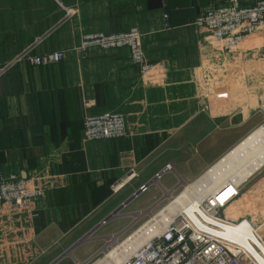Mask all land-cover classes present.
<instances>
[{
  "label": "crops",
  "instance_id": "1",
  "mask_svg": "<svg viewBox=\"0 0 264 264\" xmlns=\"http://www.w3.org/2000/svg\"><path fill=\"white\" fill-rule=\"evenodd\" d=\"M225 1L0 0V67L36 40L32 56L64 53L49 66L19 61L0 77V176L32 179L42 191L29 209L0 207V264H74L65 256L72 247L84 261L82 237L141 187L149 186L128 214L196 181L264 129V43L215 53L193 25ZM131 29L144 60L165 67L161 80L138 82L127 49L77 53L84 36ZM104 114L124 117L126 137L85 141V118ZM240 190L264 204V166Z\"/></svg>",
  "mask_w": 264,
  "mask_h": 264
},
{
  "label": "built area",
  "instance_id": "2",
  "mask_svg": "<svg viewBox=\"0 0 264 264\" xmlns=\"http://www.w3.org/2000/svg\"><path fill=\"white\" fill-rule=\"evenodd\" d=\"M63 10L66 18L73 13V10ZM193 25L204 31L201 36L202 47L212 52L233 55L248 49H260L264 43L261 40L264 37V1L255 0L252 4H242L240 0H226L224 5L199 15ZM39 41L36 40L20 53L13 63L0 67V77L12 64L19 61H27L36 67L63 61L62 51L32 56L31 49ZM141 47L140 32L138 29H131L118 34L84 36L77 53L85 54L92 48L103 51L127 49L131 62L139 69L138 82L147 85L154 79L161 80L166 74L165 67L161 63H147ZM201 106L206 108L202 102ZM83 136L87 142L124 138L125 119L121 115L111 114L87 117L84 120ZM170 168L168 165L163 172ZM159 179L160 175L157 174L154 181ZM122 186L123 183L113 185V193H117ZM148 187H141L140 193L146 192ZM176 190L175 187L170 193L173 194ZM239 194L238 188L237 194L223 204L217 202L216 197L190 213L174 215L156 236L148 234V227L153 225L149 219L124 241L126 247H119L124 242L118 247L106 246L88 260L107 258L111 264H264V235L260 234L264 225H259V221L252 217L250 220L244 216L232 219L225 215V211L237 200ZM41 196L42 191L32 179H23L19 175L0 176V207L26 210ZM171 198L172 195L169 196ZM258 206L263 212L264 205ZM257 222L259 226L256 225ZM242 224H246L247 228L243 237L233 239L227 234L235 225ZM144 236L147 237L139 241ZM135 241L137 243L132 247ZM108 244L111 245L110 242ZM115 258L116 261H113Z\"/></svg>",
  "mask_w": 264,
  "mask_h": 264
},
{
  "label": "bare ground",
  "instance_id": "3",
  "mask_svg": "<svg viewBox=\"0 0 264 264\" xmlns=\"http://www.w3.org/2000/svg\"><path fill=\"white\" fill-rule=\"evenodd\" d=\"M263 166L264 129L258 128L210 170L196 181L183 187V189L175 197L170 199L164 207L155 215H152L150 220H152L153 225L148 227V234L151 236V233H153L155 234L153 236H156V234L162 231L164 225L169 221V218L171 219L174 215L180 213H190L191 210L197 209L210 199L214 200L218 197L216 201L221 204L230 200L231 197L237 194V189ZM234 203H236V201ZM234 203L225 211L227 217L237 219L240 216L248 214L252 218L257 219L259 225H264V213L257 207L247 206L245 210L236 208L230 209ZM246 231V224L235 225L233 229L227 231V234L233 239H240L245 235ZM146 237L147 236L142 237L139 241ZM136 243L135 241L132 247H134ZM118 246L119 245L114 242L113 247ZM119 247H126L125 242ZM130 251L131 250H128V252ZM113 261H116V258ZM93 264L111 263L107 258H99Z\"/></svg>",
  "mask_w": 264,
  "mask_h": 264
},
{
  "label": "rangeland",
  "instance_id": "4",
  "mask_svg": "<svg viewBox=\"0 0 264 264\" xmlns=\"http://www.w3.org/2000/svg\"><path fill=\"white\" fill-rule=\"evenodd\" d=\"M241 186L239 187V189H241ZM181 190L182 189L180 190L178 189L173 194L169 193L168 196L164 197L163 200H160L158 204H155L154 206L149 208V210L144 211V212H139V215L137 213L128 214L130 213L129 212L130 209L124 208L117 216H115L109 222H107L104 226L99 228L95 233H93L90 236H86L85 238L82 237L81 240L83 241H81V243H84V245L87 246V247H82L83 251L86 252L87 254L85 257L86 259L84 261L77 262L75 260L74 254H73L74 250L71 251L70 249H68V251H66L65 253V256L67 257V259L72 260L74 264H92L97 259L93 261L88 260V259L95 252H98L101 249H105L106 246L113 247L114 242L118 245L123 243V241H125L127 238H129V236L132 235V232L134 233L139 227H141V225H144L146 222H148V220L150 219L152 215H155L162 207H164L167 204L170 195L175 197ZM141 197L139 199H141ZM250 199L251 201L244 200L242 198V194L240 190V194L236 200V203H234V205L230 209L236 208L239 210H245L247 206H257L258 209L260 210L261 207H259L258 205H264L263 198L261 196L251 197ZM237 212H240V211H237ZM263 213H264V210H263ZM244 217L249 218V220L251 219V216L248 214H245ZM256 225H258V222L256 223ZM260 234L264 235V226L261 228ZM108 242H110L111 245L108 244Z\"/></svg>",
  "mask_w": 264,
  "mask_h": 264
},
{
  "label": "water",
  "instance_id": "5",
  "mask_svg": "<svg viewBox=\"0 0 264 264\" xmlns=\"http://www.w3.org/2000/svg\"><path fill=\"white\" fill-rule=\"evenodd\" d=\"M140 194V191L134 193L127 201H125L124 203H122L120 205V207L114 211L113 213H111V215H109L106 219H104L103 221H101L94 229H92L90 231V233L87 236L92 235L93 233H95L101 226L105 225L107 222H109L112 218H114L115 215H117L121 210H123L124 208H126L127 205H129V203H131V201H133L136 197H138V195ZM75 247H72L70 250L72 251ZM55 263V262H54ZM52 263V264H54Z\"/></svg>",
  "mask_w": 264,
  "mask_h": 264
}]
</instances>
